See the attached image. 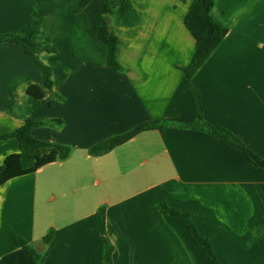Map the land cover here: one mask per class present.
Wrapping results in <instances>:
<instances>
[{"label":"crops","instance_id":"0c3cea01","mask_svg":"<svg viewBox=\"0 0 264 264\" xmlns=\"http://www.w3.org/2000/svg\"><path fill=\"white\" fill-rule=\"evenodd\" d=\"M106 1L0 0V33L41 18L57 49L41 55L53 70L50 90L21 45L0 43V166L20 150L16 138L3 137L28 119L63 121L32 134L72 148L66 160L0 187V264H35L15 238L44 254L50 231L44 264H102L101 208L112 264H215L186 228L152 213L161 192L191 214L220 264H264V176L243 153L206 132L166 126L90 154L146 123L196 120L183 72L196 46L184 22L194 0H123L109 17L123 71L106 66L94 35ZM212 16L229 34L190 82L205 120L264 159V0H215ZM34 85L43 99L27 93Z\"/></svg>","mask_w":264,"mask_h":264},{"label":"trees","instance_id":"16d2710c","mask_svg":"<svg viewBox=\"0 0 264 264\" xmlns=\"http://www.w3.org/2000/svg\"><path fill=\"white\" fill-rule=\"evenodd\" d=\"M123 0H107L104 7L106 20L103 25L95 28L94 35L105 46V64L109 68L123 71V66L118 58V37L109 25V17L113 15L116 8ZM215 0H194L185 17V26L195 39V52L189 66L183 70L188 78V86L193 96L196 107V120L186 125H171L164 121H154L140 125L126 133L106 139L90 149V154L99 156L112 149L126 143L137 134L155 129H162L166 126L189 128L196 131L206 132L227 147L237 150L245 155L249 164L257 167L264 176V159L252 151L241 139L229 130L214 126L208 123L203 116V106L200 92L190 80L198 70L210 58L213 52L221 45L229 34V28L217 21L212 16ZM41 18H33L27 25L15 32L0 33V43L8 42L21 45L27 56L39 64L43 71L44 81L50 90L54 88L53 70L45 65L41 60L43 53H56L57 49L51 41L44 36ZM27 93L35 99H43L45 92L38 86H31ZM60 100L59 97H55ZM63 124L61 120H48L32 118L15 130L12 134L4 136L14 137L18 140L20 150L18 153L9 155L2 166H0V187L10 180L20 178L37 172L46 165L66 160L72 153V148L66 145L50 143L35 138L33 130L39 127L49 126L58 128ZM168 194L161 192L158 194L156 204L152 209L154 215L166 214L172 220L183 226L190 233L193 241L200 245L208 258L215 264H220L217 260L213 247L209 239L203 237L192 216L188 212L179 211L171 207L167 201ZM100 226L102 231V264H112L113 246L105 237L106 215L105 208L99 210ZM44 242L48 249L44 254H39L29 243L15 238L17 246L23 248L32 258L35 264H44L46 257L55 243L54 232L50 231L44 237Z\"/></svg>","mask_w":264,"mask_h":264}]
</instances>
